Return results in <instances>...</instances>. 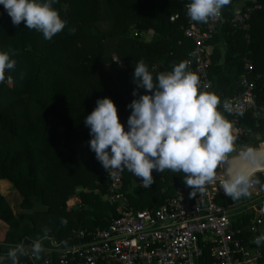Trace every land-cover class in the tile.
<instances>
[{
	"label": "trees",
	"instance_id": "trees-1",
	"mask_svg": "<svg viewBox=\"0 0 264 264\" xmlns=\"http://www.w3.org/2000/svg\"><path fill=\"white\" fill-rule=\"evenodd\" d=\"M246 1L231 0L224 6L223 22L211 40L214 49L209 75L212 92L222 103L236 92L245 58L252 60L255 73L264 74V8L252 14L250 41L243 30L230 23L235 7H244ZM189 2L57 0L54 7L67 25L51 40L26 28L24 22L14 25L0 5V50H12L17 62L12 71L6 70V80L0 83V179L11 181L19 192L24 210L20 217L28 222L21 226L0 193V220L7 225L0 255H7L21 242L40 240L47 246L46 237L65 244L73 229L105 227L119 215L120 204L102 199L110 178L89 148L84 118L96 107L98 98L107 96L117 105L121 122H126L131 112L128 105L134 99L129 81L134 64L143 60L155 76L186 61L193 47L184 35L185 5ZM175 14L178 17L172 20ZM100 23L104 29H99ZM149 32L152 37L147 40L144 35ZM221 38L223 63L216 45ZM258 95L264 102L262 81H258ZM246 123L254 126V120ZM181 175L171 170L157 172L153 174L154 187L143 188L127 173L124 193L128 204L137 209L160 206L173 194L174 185L184 182ZM256 177L258 184H264L263 173ZM77 186L87 189L78 193L79 204L71 198ZM146 191L155 198L149 200L152 205L148 207L139 204ZM246 198L233 200L221 193L217 202L226 205ZM260 248L264 256V243ZM18 264H30L27 254L18 256ZM54 264H59L57 258Z\"/></svg>",
	"mask_w": 264,
	"mask_h": 264
},
{
	"label": "clouds",
	"instance_id": "clouds-1",
	"mask_svg": "<svg viewBox=\"0 0 264 264\" xmlns=\"http://www.w3.org/2000/svg\"><path fill=\"white\" fill-rule=\"evenodd\" d=\"M56 2L0 0V5L14 25L24 22L26 28L35 29L44 39L51 40L67 25L60 10L54 7ZM230 3L231 0H190L187 14L194 22H207L221 15L224 6ZM70 31L75 32V28ZM16 63L12 50H0V83L6 80V70L12 71ZM133 82L134 99L128 105L131 112L126 122H121L117 105L107 96L98 98L96 107L84 118L90 134L89 148L106 171L127 169L143 188L154 183L153 171L183 173V181L191 189L190 196L196 197L216 182L218 169L228 161L218 190L233 200L252 195V184L260 182L259 177L253 179L254 175L264 170V152L244 146L238 158L251 166L235 169L230 166L229 154L236 150L237 137L233 122L224 113L233 112V107L227 101L222 103L217 93L204 90L199 75L189 70L188 62L181 61L171 71L154 76L143 60L137 61ZM238 114L242 116L243 111ZM253 242L260 246L264 234ZM32 250L36 254L43 250L40 240L33 243ZM24 254L23 245H18L10 248L7 256L11 264H18V256Z\"/></svg>",
	"mask_w": 264,
	"mask_h": 264
},
{
	"label": "built area",
	"instance_id": "built-area-1",
	"mask_svg": "<svg viewBox=\"0 0 264 264\" xmlns=\"http://www.w3.org/2000/svg\"><path fill=\"white\" fill-rule=\"evenodd\" d=\"M246 2L244 7L235 8L230 23L243 30L245 39L250 41V19L255 11L264 8V3ZM185 8L184 35L193 43L186 62L189 70L199 75L204 90L212 91L211 40L223 22L222 14L207 22H194L187 14V4ZM177 17L178 14L173 15L172 20ZM254 69L252 60L245 58L237 90L226 100L233 112L224 114L233 122L235 148L239 149L263 143L264 102L259 101L258 81L264 86V74L255 73ZM239 110L243 111L242 116ZM249 119L254 120V126L246 123ZM259 127L263 130H256ZM222 168L218 169L216 182L208 185L204 194L190 196L191 189L182 182L174 185L173 194L160 206L141 209L130 206L124 193L125 177L130 171L110 169L103 198L111 204H120L121 210L107 226L73 229L67 239L70 242L65 244L46 237L43 241L48 244L42 245L39 254L33 252V243L21 245L30 264H54L56 258L59 264H264L261 245L253 242L264 234V190L253 183L250 189L253 199L219 204L217 195L224 194L218 190L224 179L220 176ZM131 174L133 183L140 186L138 178ZM246 215L250 216L244 227L250 235L248 243L242 237V228L233 223L237 216L243 222Z\"/></svg>",
	"mask_w": 264,
	"mask_h": 264
},
{
	"label": "crops",
	"instance_id": "crops-1",
	"mask_svg": "<svg viewBox=\"0 0 264 264\" xmlns=\"http://www.w3.org/2000/svg\"><path fill=\"white\" fill-rule=\"evenodd\" d=\"M237 7H241V6H236L235 8H237ZM144 36L146 37L147 40H150L151 37H152V33H151V32L146 33V35H144ZM214 45H215V44H214ZM216 45L219 46V48H220V50H221L222 56H221L220 63H223V61H224L225 46H224V43H223L222 38H221V41L218 42ZM257 73H258V72H257ZM259 74H261V73H259ZM129 81L131 82L132 87H133V89H134L136 85H135L134 82H133V78L131 77V79H130ZM262 130H263V129H262ZM262 130H258V131H262ZM261 141L263 142V143H261V144H264V132L262 133V140H261ZM261 144L255 143V144L253 145V147H254V146L258 147V146H260ZM235 149H237V150H236L237 152H235V153L232 154V155H236V154L239 153V150H240V149H239V148H235ZM232 155H231V156H232ZM2 181H7V182H4V184H3ZM258 185H259V187H260L261 189L264 190V184H258ZM75 192H76V193L73 194V195L71 196V198L73 199V201H74L76 204H79V203H81V198H80V196H79L78 193H81V192H87V189L84 188L83 186H77ZM0 193H1V195H2L5 199H7L6 201L8 202V204H9L10 207H11V204H10L11 202L8 200V197H9L8 195H9V193H14V194L17 193L16 195H18V196H17V199H19V202H18V203H19V208H20V210L22 209V208L20 207L21 196L19 195V192H18L17 189L14 187V185L12 184L11 181H9V180L6 179V178L0 179ZM251 193H252V192H251ZM252 196H253V194H252ZM103 197H104V195H102V199H104ZM246 201H248V200H247V199H243V200H240L239 202H246ZM239 202H237V203H239ZM11 209H12V207H11ZM22 210H23V209H22ZM247 217H248L249 220H250V216H249V215H246V216L243 217V222H240V217L237 216L236 219H234L233 223H234V226H235V227H236V225H235L236 223L241 224V227H238V228H242V230H243V232H244V234H242V237H243V239L246 240V242L248 243L250 236H248L249 233L247 232L246 228H244V227H246L245 224L247 225V223L249 222V221L247 222V220H245ZM244 221H246V223H245ZM21 226H22V225H21ZM6 231H7V225H6L3 221L0 220V242L4 240V238H5V234H6ZM23 242H24V241H23ZM21 244H22V242H21ZM21 244H19V245H21ZM0 258H2V264H11V261H10V259L8 258L7 255H0Z\"/></svg>",
	"mask_w": 264,
	"mask_h": 264
},
{
	"label": "rangeland",
	"instance_id": "rangeland-1",
	"mask_svg": "<svg viewBox=\"0 0 264 264\" xmlns=\"http://www.w3.org/2000/svg\"><path fill=\"white\" fill-rule=\"evenodd\" d=\"M99 29H104L105 28V25L103 24V23H100L99 24ZM123 83H125V82H123ZM9 84H11L10 82H9ZM136 87V86H135ZM264 146V144H261L259 147H263ZM237 150V149H236ZM234 151V152H232V153H230L229 154V157L232 155V154H234L235 152H237V151ZM264 173V172H263ZM154 186H150L149 188H153ZM149 190H151V189H149ZM263 193H264V191H263ZM17 193H9V197H8V200L11 202L10 204H11V207H12V212H13V214H14V216L18 219V221L20 222V224L21 225H25V224H27L28 222L27 221H25V220H23L20 216L22 215V213H23V211L24 210H20V208H19V199H17V196L18 195H16ZM151 195H148V193H147V191L145 192V194H144V196H143V200L139 203L140 205H145L146 207H148V206H151L152 204L149 202V200H154L155 198H153V197H150ZM247 200H251V199H253V196L251 195L250 197H247L246 198ZM7 200V199H6Z\"/></svg>",
	"mask_w": 264,
	"mask_h": 264
},
{
	"label": "water",
	"instance_id": "water-1",
	"mask_svg": "<svg viewBox=\"0 0 264 264\" xmlns=\"http://www.w3.org/2000/svg\"><path fill=\"white\" fill-rule=\"evenodd\" d=\"M256 149L260 150L261 152H264V148L263 149L262 148H256ZM238 157H239V155L236 156V157L235 156L234 157L231 156V158H230V166L231 167H233L235 169V168H239V167H245V168H247V167H250L251 166L248 161L241 160ZM222 167H223L222 168L223 171L220 174V176L224 178L225 169L227 167H229V162L226 161ZM258 172H260V171H257L256 173H258Z\"/></svg>",
	"mask_w": 264,
	"mask_h": 264
},
{
	"label": "bare ground",
	"instance_id": "bare-ground-1",
	"mask_svg": "<svg viewBox=\"0 0 264 264\" xmlns=\"http://www.w3.org/2000/svg\"><path fill=\"white\" fill-rule=\"evenodd\" d=\"M258 148H262V149H263V148H264V146H263V147H258ZM238 155H239V153H238V154H236V155H232V157H234V156L236 157V156H238ZM230 158H231V157H230ZM260 172H264V170H261Z\"/></svg>",
	"mask_w": 264,
	"mask_h": 264
}]
</instances>
